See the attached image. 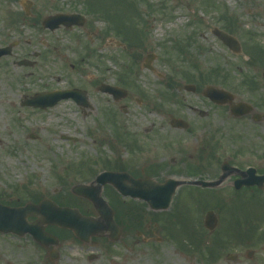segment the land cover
<instances>
[{
	"label": "rangeland",
	"instance_id": "rangeland-1",
	"mask_svg": "<svg viewBox=\"0 0 264 264\" xmlns=\"http://www.w3.org/2000/svg\"><path fill=\"white\" fill-rule=\"evenodd\" d=\"M23 1L0 0V47L18 42L10 56L0 58L1 184L13 182L47 193L55 189L70 192L61 187L60 178L73 186L91 181L115 162L131 171V165L154 153L168 158L182 152L193 154L207 140L219 147L217 158L204 173L206 179L217 178L225 160L242 169L254 166L259 173L264 171V121L255 123L250 116L234 118L227 106H217L201 94L209 84L223 87L264 113V54L252 60L248 49L256 45L264 50V0H134L141 21L138 28L143 30L140 42L130 28L118 33L112 18L120 4L114 0H91L92 5L90 0H31L29 16L23 13ZM223 8L238 16L240 27L233 35L241 42L243 55L233 53L211 31L214 26L223 29ZM58 13L82 14L85 23L54 31L44 28L43 20ZM117 40L127 44L124 50L115 45ZM177 42L187 44L196 67L191 64V68L187 57L174 49ZM148 53L157 56L154 72L142 66ZM23 58L35 60L36 65L16 66ZM216 68L225 71L224 75L215 74ZM128 71L133 82L122 85V75ZM247 77L255 79L257 89L245 85ZM169 78L174 79L173 87ZM98 82L123 86L128 96L116 103L97 91ZM189 83L201 88L186 92L184 85ZM73 87L88 92L90 108L83 110L72 99L46 109L21 105L24 96ZM201 111L207 116H201ZM174 116L187 120L191 130H173L170 119ZM149 128L152 131L146 133ZM31 134L37 139H30ZM133 141L141 149H132ZM171 175L179 177L182 172L161 174L162 178ZM191 188L180 189L173 208L179 205L180 213L188 214L190 224L184 229L203 237L209 246L222 229L218 226L213 236H205L201 223L207 209L200 210L190 197L182 200ZM107 189L104 186V193ZM254 191L263 200L239 213L240 219L247 214L256 224L254 237L244 241L247 244L235 238L239 246L229 243L215 261L204 257L207 246L196 247L175 227L171 239L137 247L116 245L109 250L85 244L67 248L61 264H264V237L260 238L264 235V189ZM219 193L232 196L229 188ZM155 236L163 235L156 230ZM249 250H255L252 258L247 257ZM230 252L240 255L239 262L227 260ZM91 254L98 257L90 260Z\"/></svg>",
	"mask_w": 264,
	"mask_h": 264
},
{
	"label": "flooded vegetation",
	"instance_id": "flooded-vegetation-1",
	"mask_svg": "<svg viewBox=\"0 0 264 264\" xmlns=\"http://www.w3.org/2000/svg\"><path fill=\"white\" fill-rule=\"evenodd\" d=\"M72 67L74 68V65ZM151 131L152 128L145 130L146 133ZM137 144L133 141L130 146L141 149L142 146ZM207 149L209 148L205 144L196 153L185 154L182 152L169 158L154 153L143 158L144 160L140 164L131 165L130 170L136 177L151 174L157 179H162L161 174L168 171L176 173L181 171L183 173L181 176L186 177H194L190 174L198 172V177H203L202 174L207 172L211 165V154L210 150L207 153ZM248 167L250 166L246 168ZM236 178L238 177L229 178L227 188L231 192L235 191L233 186ZM59 183L61 187L72 188V186H68L67 180H59ZM248 190L252 191L251 188ZM110 198L115 211V220L120 226L123 236L116 244L110 243L106 238L93 237L87 245H102L108 247L109 250L116 245L137 247L140 244L146 245L162 239L166 240L173 235V227L178 214L174 212L154 213L145 202L131 197H123L114 191ZM221 199L230 202L227 204L233 205L231 210L224 208L228 210L227 212L221 211V207L217 209L219 211L218 226L222 229L223 234L226 232V236H229V241L224 238L222 244L229 246L231 243L238 247L237 241H234L235 238H233L242 232L240 214L237 211L242 210L241 206L244 203H248L244 200L247 198L235 195ZM45 200L49 204L56 203L59 207L78 209L85 216H97L95 208L87 200L74 195L71 190L68 192L55 189L52 193H47L31 189V187L21 188L13 182L0 183V264H61L65 249L84 247L85 243L71 229L47 221L46 214L43 213V206H39L40 208L31 212L21 210L28 203L39 205ZM156 230L163 236L156 237ZM236 240L242 243L240 238L236 237ZM234 257L239 262L240 255L237 254Z\"/></svg>",
	"mask_w": 264,
	"mask_h": 264
},
{
	"label": "water",
	"instance_id": "water-1",
	"mask_svg": "<svg viewBox=\"0 0 264 264\" xmlns=\"http://www.w3.org/2000/svg\"><path fill=\"white\" fill-rule=\"evenodd\" d=\"M26 6L28 7L29 5L26 4ZM50 19H54L55 21L48 22ZM83 21L84 19L80 16L60 15L59 17L47 18L44 22V25L54 30L61 24L66 26H72L74 24L82 25ZM213 32L232 50L237 53L241 51L240 44L237 39L217 28H214ZM14 45L15 44H11L5 48H0V57L11 54ZM153 59V54L148 55L146 59L147 62L144 64V67L153 69L150 64ZM18 64L32 65V63L29 61H20ZM186 89L194 92L196 87L194 85H187ZM100 90L103 92L112 93L117 99L126 95L125 90L109 85H102ZM203 94L218 104H229L231 112L235 116H242L252 111L251 105L244 102H234V96L224 89L208 86L204 90ZM69 97H73L81 106L85 107L89 105L87 98L85 97V93L80 92L79 90L36 94L35 96L26 99L24 104L34 107L46 108L48 106H53L63 98ZM253 117L257 121L261 120V115L258 113H253ZM172 124L176 127L186 126V124L179 119H174ZM222 169L224 172L216 181H183L170 178L163 184L156 182L152 178L135 179L125 172H104L97 178L98 182L100 183L98 189L88 185H77L73 189L75 193L87 197L93 202L100 214L99 219L85 216L83 217L80 214L77 215L75 213L77 212L76 210L67 208L56 209L54 206H52V209H50L49 206V209L46 212V219H48L49 222H57L65 227L72 228L74 232L84 241H87L93 235H107V232H110L109 235L112 240H118L120 238L121 231L114 221L113 210L100 196L102 185L111 183L123 195H131L135 198L146 200L152 209L164 210L170 207L172 197L176 189L183 184H195L202 187L216 188L219 187L223 180L231 173H241L238 169L230 166L228 163H224ZM241 175L242 179L236 181L237 189H240L243 186H264V175L256 176V170L254 168L248 169L246 172L241 173ZM41 204L44 206L45 202H42ZM30 206L31 205H28L26 208L29 209ZM101 220H104V222ZM205 223L210 229L215 227L216 217L214 212L209 211L207 213Z\"/></svg>",
	"mask_w": 264,
	"mask_h": 264
},
{
	"label": "trees",
	"instance_id": "trees-1",
	"mask_svg": "<svg viewBox=\"0 0 264 264\" xmlns=\"http://www.w3.org/2000/svg\"><path fill=\"white\" fill-rule=\"evenodd\" d=\"M231 21H232V19H231Z\"/></svg>",
	"mask_w": 264,
	"mask_h": 264
}]
</instances>
